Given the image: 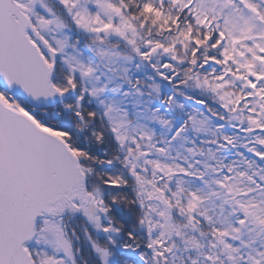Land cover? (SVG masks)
<instances>
[{
	"label": "snow or ice",
	"instance_id": "6c2138e0",
	"mask_svg": "<svg viewBox=\"0 0 264 264\" xmlns=\"http://www.w3.org/2000/svg\"><path fill=\"white\" fill-rule=\"evenodd\" d=\"M0 264H264V0H0Z\"/></svg>",
	"mask_w": 264,
	"mask_h": 264
}]
</instances>
